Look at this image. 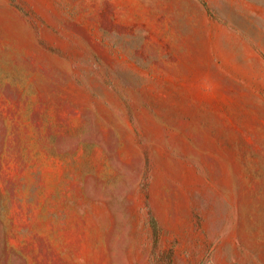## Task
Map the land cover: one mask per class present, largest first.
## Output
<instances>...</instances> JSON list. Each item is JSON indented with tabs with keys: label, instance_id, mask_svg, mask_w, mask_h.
Wrapping results in <instances>:
<instances>
[{
	"label": "rangeland",
	"instance_id": "374dc122",
	"mask_svg": "<svg viewBox=\"0 0 264 264\" xmlns=\"http://www.w3.org/2000/svg\"><path fill=\"white\" fill-rule=\"evenodd\" d=\"M0 264H264V0H0Z\"/></svg>",
	"mask_w": 264,
	"mask_h": 264
}]
</instances>
